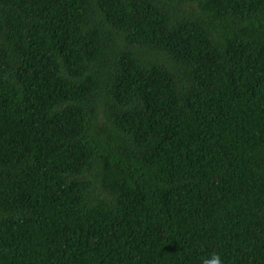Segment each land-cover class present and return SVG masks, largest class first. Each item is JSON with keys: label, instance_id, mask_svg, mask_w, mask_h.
I'll use <instances>...</instances> for the list:
<instances>
[{"label": "trees", "instance_id": "16d2710c", "mask_svg": "<svg viewBox=\"0 0 264 264\" xmlns=\"http://www.w3.org/2000/svg\"><path fill=\"white\" fill-rule=\"evenodd\" d=\"M264 264V0H0V264Z\"/></svg>", "mask_w": 264, "mask_h": 264}, {"label": "clouds", "instance_id": "9594fccd", "mask_svg": "<svg viewBox=\"0 0 264 264\" xmlns=\"http://www.w3.org/2000/svg\"><path fill=\"white\" fill-rule=\"evenodd\" d=\"M203 264H222V260L219 254H213V258L211 261L205 260Z\"/></svg>", "mask_w": 264, "mask_h": 264}]
</instances>
